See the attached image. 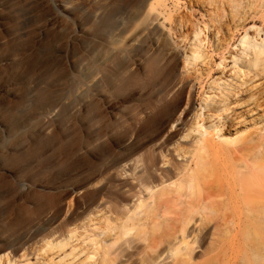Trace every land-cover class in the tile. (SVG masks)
Segmentation results:
<instances>
[{"label": "rangeland", "instance_id": "rangeland-1", "mask_svg": "<svg viewBox=\"0 0 264 264\" xmlns=\"http://www.w3.org/2000/svg\"><path fill=\"white\" fill-rule=\"evenodd\" d=\"M216 1L0 0V248L63 230L102 204L124 228L131 214L150 219L113 244L114 264H156L153 246L182 228L180 210L200 209L202 229L190 250L173 247L170 264L187 252L191 263L207 260L211 220L233 234V204L205 202L204 172L182 174L168 151L184 94L176 61L164 59L170 40L151 21L161 2L168 24L205 25Z\"/></svg>", "mask_w": 264, "mask_h": 264}, {"label": "bare ground", "instance_id": "bare-ground-1", "mask_svg": "<svg viewBox=\"0 0 264 264\" xmlns=\"http://www.w3.org/2000/svg\"><path fill=\"white\" fill-rule=\"evenodd\" d=\"M206 10L210 22L193 26L180 17L168 24L161 2L152 10V23H160L170 40L164 59L177 63L175 90L184 94L172 126L179 135L168 151L182 174L193 172L192 167L204 172L205 202L220 200L226 209L233 204V234L230 223L221 227L211 220L205 227L208 248L202 264H245L243 256L264 264V0H217ZM159 48L155 41L152 50ZM97 79L94 75L90 82ZM98 97L106 98L103 93ZM168 166L162 158L159 167ZM199 210H180L182 228L166 244L153 246L156 264L172 263L175 246L190 250V234L194 241L202 229ZM129 220L124 228L125 222L113 219L102 204L63 230L50 229L13 251L0 248V264H114L113 244L150 219L145 213L131 214L126 224ZM193 254L173 264H195Z\"/></svg>", "mask_w": 264, "mask_h": 264}]
</instances>
